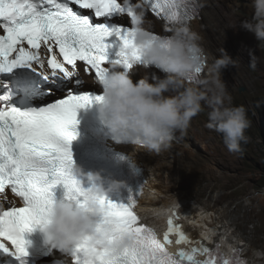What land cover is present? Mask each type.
Returning a JSON list of instances; mask_svg holds the SVG:
<instances>
[{
	"label": "snow or ice",
	"instance_id": "6c2138e0",
	"mask_svg": "<svg viewBox=\"0 0 264 264\" xmlns=\"http://www.w3.org/2000/svg\"><path fill=\"white\" fill-rule=\"evenodd\" d=\"M137 4L175 30L196 15L194 0H0V73L28 68L50 85L47 97L64 93L52 102L45 99L38 110L0 107V195L10 190L22 201V206L0 203V252L14 256L19 264H25L23 258L28 256L24 234L34 231L49 213L57 186L64 188V199L80 206L96 201L101 213L97 231L105 234L107 242L125 234L134 237L130 247L118 252L93 247L84 238L71 252L73 264H246L239 251L224 258L218 242L204 245L173 218L161 239L141 223L135 212L136 196H130L128 204L111 202L94 195L73 174L71 143L77 136L78 110L103 99L77 90L78 62L94 75L98 86L112 64L126 73L144 66L132 24ZM124 17L128 26L115 22ZM151 35L160 40L171 37ZM42 45L50 54L46 61ZM114 47H118L116 58L110 61L108 52ZM202 74L198 69L185 82L197 83ZM173 243L186 247L171 253L168 247Z\"/></svg>",
	"mask_w": 264,
	"mask_h": 264
},
{
	"label": "clouds",
	"instance_id": "9594fccd",
	"mask_svg": "<svg viewBox=\"0 0 264 264\" xmlns=\"http://www.w3.org/2000/svg\"><path fill=\"white\" fill-rule=\"evenodd\" d=\"M195 17L188 21L184 28L175 30L171 26L165 32L144 27L145 12L137 4L133 9L132 18L134 40L139 50L145 68L160 74L163 79L148 74L135 82L128 74L116 65L109 66L108 74L100 84L87 76L82 66H79L78 77L81 78L80 91L102 92V102L97 103V114L108 131L106 147L126 150L131 160L138 164L130 152V148L145 149L160 153L177 142L175 133L183 134L189 127L194 116L205 111L207 106L206 127L210 131L221 134L230 152L241 151V144L247 142L245 135L251 126L246 109L231 104V94L222 80L221 71L228 66H235V61L224 51L223 55L209 64L207 56L199 44L200 37L191 31L190 23L202 20V10L198 0ZM253 15L250 20H244L239 28L252 33L258 42L264 43V0H252ZM147 13L160 23L150 10ZM124 26L129 25L128 18L115 19ZM164 24L165 22L161 20ZM151 33L169 34L168 40L154 39ZM251 67H255L253 63ZM202 69L203 78L197 83H186L185 79ZM90 80H87V79ZM195 85V86H190ZM197 85V86H196ZM102 90H101V89ZM78 110V117H84V109ZM114 140V141H113ZM126 143L125 145H122ZM121 144V145H119ZM141 166V165H140ZM73 174L82 182L91 185L94 195L104 198L109 194H119L124 188L123 183L105 181L99 174H84L78 167L73 168ZM107 184V188H105ZM100 209L96 201H90L80 206L73 201L55 200L49 213L43 217L39 226L44 243L56 249L65 257H70L72 250L83 240L89 238L93 247L109 248L113 251H123L131 246L134 237L125 234L114 242H107L105 234L97 231L100 219ZM234 231L229 235L232 236ZM215 236L220 248L227 254L232 252L235 244L230 245L228 236ZM207 238V237H205ZM256 257H264V251L255 250ZM241 258L248 261L247 253ZM249 263V261H248ZM250 264V263H249Z\"/></svg>",
	"mask_w": 264,
	"mask_h": 264
},
{
	"label": "rangeland",
	"instance_id": "374dc122",
	"mask_svg": "<svg viewBox=\"0 0 264 264\" xmlns=\"http://www.w3.org/2000/svg\"><path fill=\"white\" fill-rule=\"evenodd\" d=\"M210 2L211 9L205 16L209 32L207 42L210 49L214 50L215 59L221 57L224 51L235 61L234 67L228 66L221 71L222 80L231 94V104L242 105L246 109L251 126L245 133L248 139L241 144V151L230 152L223 136L206 127L208 121L205 106V111L194 116L191 124L207 142L205 144L192 137L191 148L198 158L192 170L187 171L186 179L189 188H195L191 196L192 206L201 208V204L207 203L221 210L230 206L229 211L235 212L234 216L240 218L237 223L242 228L246 226L250 231L256 228L257 248L264 251V197L258 198L264 191V43L258 42L252 33L239 28L242 21L252 18V0ZM144 27L147 30L163 31L151 16L150 26ZM253 63L254 68L251 67ZM209 154L217 157L221 165H214V162L206 159ZM224 161L231 164L222 167ZM206 166L213 168L211 173L202 170Z\"/></svg>",
	"mask_w": 264,
	"mask_h": 264
},
{
	"label": "bare ground",
	"instance_id": "6f19581e",
	"mask_svg": "<svg viewBox=\"0 0 264 264\" xmlns=\"http://www.w3.org/2000/svg\"><path fill=\"white\" fill-rule=\"evenodd\" d=\"M198 1L204 17L201 21L195 20L191 22L190 26L187 28L199 35V44L207 56L208 63L211 64L215 60V55L214 50H212L213 48L210 49L207 42L209 32L207 30V24L205 23V16L209 14L208 12L212 2H210V0ZM144 12V26H150V14L147 13L145 9ZM159 26L164 31L169 30V27L166 26L161 20ZM145 74H148L149 77L154 75L161 79L164 78L155 71L145 68H137L133 70L131 73V78L138 82ZM204 76L205 74L201 78ZM193 136L198 141H202L206 144L207 141H205L203 135L201 133H196L194 125H192L190 122L188 129L183 134H181L179 131L175 133L177 142L172 144L167 150L161 151L160 153H155L145 149L130 148V152L135 161L145 169L144 175L149 179V191L147 192L146 197L142 199L139 207V213L141 217L158 225L160 224V219L158 217L161 216V207L169 208L177 203H181L182 205H180V207L182 206V211L187 214L188 218L192 220L191 227L200 231L201 237L216 234L220 235V238L221 236H228L229 239L231 237L232 241L230 240V243L242 246V249L247 253V258L250 264H264V257L261 258L254 255V251L259 250V248H257V242L255 241V236L257 234L256 228H254L255 231H250L246 228V226L242 228L241 225L237 223L240 218H236L234 216L235 212L229 211L230 206L223 210L207 203L201 204V208H195V205L192 206L193 201L191 196L195 193V188H193V186L192 188H189L190 185L187 182V171L192 170V168L196 165V160L198 158V155L191 148ZM143 156L145 157L144 159L141 158ZM216 158H214L212 154H209V157L206 159H209L210 162H214V165H221V163L217 161ZM223 159L224 158H222V160ZM226 161L228 162V159H226ZM226 161H224L222 167L229 164ZM204 168L205 169L202 170L206 173H211L213 169L210 166H206ZM192 175L193 173L191 176ZM261 197H264V191L260 193V196H258V198ZM238 207L239 206H237V209ZM170 212V215H172L173 211ZM233 228H235L236 231L233 232L232 236H230L229 234L231 232L229 231H234Z\"/></svg>",
	"mask_w": 264,
	"mask_h": 264
},
{
	"label": "flooded vegetation",
	"instance_id": "af4514ba",
	"mask_svg": "<svg viewBox=\"0 0 264 264\" xmlns=\"http://www.w3.org/2000/svg\"><path fill=\"white\" fill-rule=\"evenodd\" d=\"M229 232H232V231H229ZM229 234V233H228ZM230 240H231V237H230ZM232 241V240H231ZM241 248H242V246L241 245H239Z\"/></svg>",
	"mask_w": 264,
	"mask_h": 264
},
{
	"label": "water",
	"instance_id": "95a60500",
	"mask_svg": "<svg viewBox=\"0 0 264 264\" xmlns=\"http://www.w3.org/2000/svg\"><path fill=\"white\" fill-rule=\"evenodd\" d=\"M240 92H242V90H240Z\"/></svg>",
	"mask_w": 264,
	"mask_h": 264
}]
</instances>
